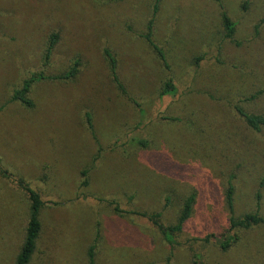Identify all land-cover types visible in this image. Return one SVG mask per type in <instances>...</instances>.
Instances as JSON below:
<instances>
[{
    "label": "rangeland",
    "instance_id": "1",
    "mask_svg": "<svg viewBox=\"0 0 264 264\" xmlns=\"http://www.w3.org/2000/svg\"><path fill=\"white\" fill-rule=\"evenodd\" d=\"M244 1L220 0L236 23L229 40L216 1L160 0L152 38L166 70L142 37L154 0H0V264H15L24 240L21 185L44 202L29 264H88L89 246L96 264H264V226L239 232L227 251L203 242L226 234L231 177L234 215L264 217V127L251 130L236 111L264 115V0L247 12ZM76 59L74 79L33 86L32 108L9 102L31 73L58 75ZM169 77L176 93L159 98ZM189 193L194 211L172 244L109 206L153 213L169 196L163 220L173 224Z\"/></svg>",
    "mask_w": 264,
    "mask_h": 264
},
{
    "label": "trees",
    "instance_id": "2",
    "mask_svg": "<svg viewBox=\"0 0 264 264\" xmlns=\"http://www.w3.org/2000/svg\"><path fill=\"white\" fill-rule=\"evenodd\" d=\"M219 3L221 9V22L224 29V37L229 40H233L235 34L236 23L230 19L227 13L224 11L222 4H220V0H213ZM160 0H154V6L152 9V17L148 21L146 25V32L142 35V37L146 40V42L150 45V47L154 50L160 61L162 62L164 68L169 70V65L166 61L165 53L163 49H161L154 41H153V27H154V18L159 9ZM249 6V0H245L242 4V10L247 12ZM58 40V35L56 33L52 34L49 37L48 45L46 48V52L44 55V63H48L53 47L56 45ZM106 59L108 60L109 70L112 77L113 82L116 84L117 88L124 94H126L122 84L119 81L116 71V60L114 56L110 53L109 50H104ZM80 62L78 59L74 60L71 66L63 73L54 75V76H45L42 72L39 73H31L28 77L22 80V83L19 87L14 88L11 92L9 102H18L25 108H32L33 101L30 98L31 90L36 83H39L43 80H58V81H70L75 78L76 74L79 72ZM176 93L175 85L171 79L168 80L162 85V88L159 92V98L164 96H171ZM237 112L243 117L247 126L253 131H260L264 127V115L259 114H251L242 110L240 107H236ZM86 124L88 129L93 133V124L90 113H86ZM131 145H135L137 148H147L148 140L145 138L133 137L130 140ZM85 172H83V176ZM232 177L228 181L226 192H225V203L229 213L228 218V229L226 234L222 237H218L215 235H209L204 238L203 242L209 243L211 240L214 241L216 246L222 250L227 251L232 245H235L239 241V232L249 231L258 226H264V217L260 216L257 212L246 214L241 217H236L234 215V204H233V195H234V185L231 182ZM87 180H83L81 183L82 186H87ZM22 189L28 196L29 199V216L28 221L25 228L24 240L22 242L20 251L15 259V264H29L36 250L37 241L39 239V235L41 232V212L44 208V202L41 200L40 195L29 188L27 185H21ZM260 197V194L257 195ZM196 201V194L189 193L182 202L179 214L177 216L176 221L173 224H166L163 220L164 211H166L171 204V198L166 196L164 198V204L162 209L159 212L153 213H143L141 214L138 211H130L125 212L120 207L115 205V203H109V206L112 210V213L119 217H126L127 213L130 216L141 217L147 220L150 227L153 230H156L167 243L172 244V238H175L177 235L183 232L184 226L186 222L191 218L192 213L194 211ZM113 206V207H112ZM129 216V217H130ZM135 218L132 221L135 223ZM97 236L100 238L101 235L97 233ZM101 239V238H100ZM87 258L88 264H96L95 254H94V246H89L87 249ZM194 264H201L198 262H194Z\"/></svg>",
    "mask_w": 264,
    "mask_h": 264
}]
</instances>
